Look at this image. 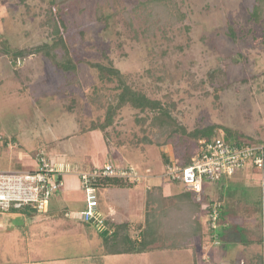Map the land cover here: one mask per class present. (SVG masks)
<instances>
[{
    "label": "rangeland",
    "instance_id": "1",
    "mask_svg": "<svg viewBox=\"0 0 264 264\" xmlns=\"http://www.w3.org/2000/svg\"><path fill=\"white\" fill-rule=\"evenodd\" d=\"M144 1L69 3L64 18L78 62L75 75L57 71L40 55L22 58L15 74L9 58L0 57V170H31L28 161L37 157L39 149L47 151L40 153H47L51 163L55 156L57 160L67 159L77 165L74 169L79 172H87L88 166L101 168L106 163L118 165L130 160V166L143 174L148 171L151 178L131 188L130 197L126 190H110L114 195L110 201H114L109 207L120 212L118 218L130 210V221L142 222L145 187L162 183L161 152L181 162L185 147H190L191 156L198 142L193 146L194 142L184 137V144L175 140L163 148L146 144V137L154 139L151 121L146 118L149 112L129 105L116 113L106 133L91 131L92 126L103 122L114 91L112 85L100 81L97 70L89 64H107L108 59L135 89L167 105L178 126L187 132L213 127L214 134L224 140L232 132L264 141V31L249 20L256 0H175L183 21L166 29L156 28L152 34L146 32L142 9H136L137 3ZM48 8V0H27L25 5H19L17 0H0V44L7 43L17 50L48 42L49 30L44 26ZM216 69L225 71L224 83L228 84L218 91V99L214 96L219 82L211 85L207 80V75ZM202 139L207 138L199 140ZM4 140L12 142L4 147ZM239 173L245 180L237 187L231 179ZM236 174L207 187L218 190L226 204L221 221L239 216L240 203L257 197L262 173L248 167ZM81 195L84 197L82 190L72 198L70 211L76 210L73 203L80 202ZM69 220L80 228L86 225L73 216ZM11 223L22 226L20 220L13 219ZM240 223L238 218L236 225ZM235 227L233 223L230 232L237 236ZM20 229L0 238V258L29 255L70 258L67 264H187L185 251L104 257L97 235L91 241L71 235L50 236L29 251ZM222 245L221 241L219 249ZM239 248L240 244L233 248L228 264H239ZM196 249L199 251L198 245ZM260 251L264 252V246ZM73 258L87 261L80 263Z\"/></svg>",
    "mask_w": 264,
    "mask_h": 264
},
{
    "label": "trees",
    "instance_id": "2",
    "mask_svg": "<svg viewBox=\"0 0 264 264\" xmlns=\"http://www.w3.org/2000/svg\"><path fill=\"white\" fill-rule=\"evenodd\" d=\"M74 0H48L49 8L45 15L44 26L49 30V41L34 48L26 49H11L9 45L0 44V57L7 56L12 64L15 74H17L19 61L26 56L40 55L47 59L50 64L63 74L75 75L77 64L76 53L73 50L69 36L68 27L65 21V13L67 6ZM19 5H25L27 0H17ZM142 9L144 21L146 24V32L152 34L156 28L166 29L169 26H174L178 21H183L175 0H145L142 3H137L136 9ZM100 11V10H99ZM98 11V18L101 20L102 15ZM250 22L259 25L264 31V0H256L249 14ZM232 30V28H230ZM233 35V32L229 33ZM235 35H233L234 37ZM91 68L98 72V77L103 84L112 85L114 94L108 101L103 122L100 125L92 126L91 131L100 130L104 133L112 126L114 117L118 111L129 105L134 109L142 112H149L150 128L153 140L145 138L146 144H155L159 148L168 146L177 140L184 144V137L191 139L194 144L201 138L210 139L218 135L215 133V128L194 130L187 132L184 128L179 127L176 119L172 116L170 108L162 104L160 101L152 100L147 95L135 89L128 83V77L121 73L113 66L110 59L107 64L90 63ZM225 71L213 70L207 75L208 82L213 85L219 82L218 88H215V98L218 99V91L223 87H228L224 83ZM67 83H70L68 80ZM228 139L224 140L229 144H264V141H257L242 138L240 135L228 132ZM106 135V134H105ZM14 141V139H12ZM6 143V140H5ZM37 157H33L36 163L40 156V150H37ZM190 147H185L184 155L182 156V166L187 164L190 157ZM161 161L163 165H167L176 161L170 155L167 156L161 152ZM179 161V160H177ZM36 166V165H35ZM128 166V165H127ZM33 167V166H32ZM31 167V168H32ZM20 168V167H19ZM96 168V167H95ZM94 169V168H93ZM26 170L27 169H20ZM90 169L89 171H91ZM33 172L34 169L28 170ZM87 171V172H89ZM60 180V176L58 178ZM178 184V183H177ZM98 187H130L133 184L122 179H98L94 182ZM206 194L203 193V200L208 201ZM204 202L197 203L194 196L182 190L180 193L171 197H164L160 186L148 187L146 193V213L144 227L139 225L140 233L138 238H132L128 234V224H112L106 221L99 230L101 237L102 250L105 255H123V254H140L153 249L161 250H176V249H193L195 240L204 237L205 233L212 235L213 231L209 229L208 218L204 212ZM32 210L37 212L33 206H22L18 209L11 208V211ZM223 206L219 211L218 223L223 215ZM79 219V218H78ZM243 225L237 228L239 243L245 250L242 264H264L263 255L261 253L249 254L247 248L252 245L264 246V201L260 198L255 202L245 206L242 210ZM93 225V222L84 223ZM103 228V229H102ZM246 248V249H245Z\"/></svg>",
    "mask_w": 264,
    "mask_h": 264
},
{
    "label": "built area",
    "instance_id": "3",
    "mask_svg": "<svg viewBox=\"0 0 264 264\" xmlns=\"http://www.w3.org/2000/svg\"><path fill=\"white\" fill-rule=\"evenodd\" d=\"M253 168L264 174V144H229L220 135L199 140L186 165L173 161L164 166L161 178L178 183L185 192L194 196L197 203H203L204 189L223 179L234 176L239 170ZM133 166H119L106 163L101 168L79 174V183L84 193L85 209L78 215L84 223L93 222L101 228L103 220L97 217V189L94 182L98 179H122L139 185L150 176ZM59 173L47 155L40 153L36 167L30 171H0V214L9 213L11 208L33 206L37 212L46 209L52 195L61 187ZM264 188V178L261 182ZM221 203L204 202V212L208 218L211 238L218 245V219Z\"/></svg>",
    "mask_w": 264,
    "mask_h": 264
},
{
    "label": "crops",
    "instance_id": "4",
    "mask_svg": "<svg viewBox=\"0 0 264 264\" xmlns=\"http://www.w3.org/2000/svg\"><path fill=\"white\" fill-rule=\"evenodd\" d=\"M12 65V64H11ZM88 132H91L90 130ZM87 133V132H86ZM85 134V133H84ZM67 137V136H66ZM68 139V138H67ZM20 141V140H19ZM8 142L11 144L12 141H6L3 142L5 144L4 147H7ZM15 144V143H12ZM44 144H48L47 142ZM42 151L47 152L46 150L39 149ZM47 155V153H46ZM33 157V156H31ZM48 157V156H47ZM17 158V157H16ZM61 159V158H60ZM57 160V157L55 156L54 159H52V165L54 166L55 170L59 173L60 176V182H61V187L58 191H56L52 198L49 200L47 207L44 211L42 212H35L32 210H27L26 212L23 211H11L7 214H0V238L9 234V236H12L13 233L18 232L16 231V228H21L20 231H23V236L24 241L27 243L26 246H28V250L30 251V248L34 245L36 248L39 243L38 241L42 239H47L50 236L52 237H59V236H74L77 239H84L87 241H91L93 239L94 235H97L100 237L99 230L101 228H97L96 226L93 225H84L82 228L76 224L74 220H69V217H74L76 221L80 220L78 219V214L81 212L84 207H85V198L81 195V197L78 199L80 202L73 203L75 204V209L74 211H70L71 207L73 205H70L72 203V198L78 197L81 194V189L79 187V174L84 173V172H79L75 170L74 168L77 165H74L73 162L65 159L63 160ZM120 162V161H119ZM29 166H33L32 169H35V160L33 161H28ZM121 166H130V160L126 162H120ZM119 163V164H120ZM118 164V165H119ZM27 165V166H28ZM87 166V164H86ZM98 166V165H97ZM93 168L95 166H88V168ZM86 169L85 171H88L89 169ZM10 169V168H8ZM74 169V170H73ZM149 170L148 168H146ZM164 170V165L163 169ZM4 171V170H0ZM26 171V170H25ZM71 171H76L77 173H72ZM150 171V170H149ZM160 171V176L163 173ZM145 172H148L145 170ZM151 175V174H150ZM159 176V177H160ZM151 178V177H150ZM262 178H264V174L261 176V180H259L260 185L258 187V192H257V197L250 202V200H245L244 202L240 203V217L236 216L235 218L232 217V220L230 221H220L218 223V229L216 233L219 236V243L218 245H214L212 238L209 234L205 233L204 237L201 239H196L195 240V247L193 249H176V250H161V249H153L145 253H140V254H147V253H154L155 251L158 252H167V251H185L186 255V261L187 264H211V263H222V264H228L231 258H227L231 251H234L233 248H238L239 247V237L238 235L236 236L232 232H230L231 225L234 223L235 224V230L237 233V228L239 226L243 225V219H242V210L245 206L255 202L257 199H261L264 201V188L261 185ZM161 179V184H153L152 186H160L162 188V194L164 197H171L173 195H176L180 193L183 188L180 184L177 183H172L168 182L164 179ZM228 179V178H227ZM245 180L244 174L241 175L236 174L234 177H232L231 182L235 186H240L243 181ZM258 182V183H259ZM141 185V184H140ZM180 187V189L178 188ZM97 189V198H98V207H97V217L103 220V224H105L106 221L111 222L112 224H121V223H126L128 224V234L129 236L131 235L132 238H138L140 230L143 229L144 227V222H145V213H146V193L148 190V186L145 187V190L143 192L144 195V210H143V219L142 222L139 221L137 222L136 220L130 221V210L124 214V217L121 216L118 218V215L120 212H118L116 209L113 211L112 208L109 207V204L113 203V199L110 201L111 198H113V193L111 192L112 190H126L128 197H130V187H98ZM179 189V190H178ZM111 190V191H110ZM212 190V191H209ZM206 194V198L208 201H219L223 208L226 205L222 199V196L219 195L218 190L214 189H208L205 188L204 192ZM221 196V197H220ZM126 197V199L128 198ZM128 206H130L129 200H127ZM5 217V218H3ZM141 217V216H140ZM59 219L60 221L58 222L56 219ZM241 221L240 225H236V223ZM3 219V223H2ZM16 219L22 221V226H17L15 227L12 225L11 220ZM63 219V220H61ZM81 223V222H80ZM142 223L141 229L137 224ZM103 229V228H102ZM6 230V231H2ZM8 232V233H7ZM232 233V234H231ZM222 241V249H219ZM239 243V244H238ZM197 245L199 247V251L196 249ZM100 246L102 248L101 244V237H100ZM241 246V244H240ZM256 246L258 249L256 251H251L248 248ZM247 248V251L249 254H257L261 253L263 255V260H264V252L260 251V246L257 245H252ZM242 247V246H241ZM246 249V248H245ZM241 258L239 260V264H242V261L244 259L245 255V250L244 248H239ZM200 252V253H199ZM235 252V251H234ZM103 253V250H102ZM199 254V256L197 255ZM131 254H123V255H105L103 253V256H129ZM74 261H80V263H86L83 262L87 261V258H73ZM70 261V258H37V257H32L27 255L26 258H0V264H67ZM89 261H92V259H89Z\"/></svg>",
    "mask_w": 264,
    "mask_h": 264
}]
</instances>
